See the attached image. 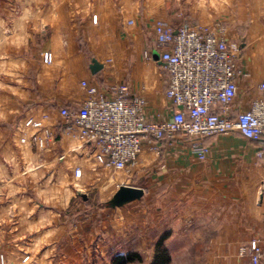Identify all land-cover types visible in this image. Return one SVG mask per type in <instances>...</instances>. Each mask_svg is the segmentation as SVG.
Instances as JSON below:
<instances>
[{
	"label": "crops",
	"instance_id": "0c3cea01",
	"mask_svg": "<svg viewBox=\"0 0 264 264\" xmlns=\"http://www.w3.org/2000/svg\"><path fill=\"white\" fill-rule=\"evenodd\" d=\"M185 1L217 4V20L215 14L180 23L166 10L156 7L163 3L161 0H145L143 5L142 0H118L113 7L101 3L96 8L90 0H85L80 8L79 0H49L48 11L42 7L41 0H28V15L23 20L33 23L27 27L36 28L37 23V34L42 33V28L50 27L53 30L50 40L59 39L57 48L44 45L41 48L42 52L52 54V62L48 69L41 65L46 70L39 72L37 78L39 85H45L38 92L46 94L47 86L52 87L47 97L50 102L39 107L36 114L46 117L44 124L52 131L53 138L36 147L37 154L31 160L37 167L32 171L39 176L46 164L55 169L59 165L68 179H76L74 171L79 169V178L83 180L97 178L106 186L140 188L144 191L140 201L148 192L151 221L158 223L163 215L171 219L166 220L167 227L173 229L166 241L170 246L167 247L169 264H251L248 256H239L238 249L264 235V165L256 157L258 143L247 141L239 134L208 137L199 141L208 149L207 158L201 161L192 153L194 141L187 137L162 142L146 140L137 161L127 171H119L120 176L111 178L103 173L105 167L95 161L79 132L68 128L58 115L62 106L70 110L81 106L86 99L82 83L86 82L105 94L111 86L123 84L130 97L147 102V119L168 120L173 109L165 98L167 73L155 48L153 28L157 22H164L174 30L181 24L217 25V31L228 42L238 44L241 49L238 93L233 109L235 113L247 110L260 96L258 84L264 81V0ZM63 7L68 11L60 15ZM91 15L99 18L98 27L91 25ZM59 16L66 20L63 28L57 22ZM79 16L87 23L83 29L92 26L82 40L90 57L77 45ZM66 39L68 42L64 43ZM92 59L101 65L94 75L89 69ZM23 93L29 96L30 91ZM30 116L35 117L27 115ZM23 176L27 179L29 175ZM132 179L142 186L131 185L128 181ZM25 188L1 185L0 196L14 197L26 191ZM31 190L32 198L31 194L24 195L22 205H0L4 208L0 209V228L17 229L12 237L13 255H4L7 264H22L24 258L30 260L29 264L53 260L60 240L65 241L66 251L58 250V261L78 260L76 230L55 210L47 219L46 209L39 201V187L33 185ZM99 246L106 247L104 242Z\"/></svg>",
	"mask_w": 264,
	"mask_h": 264
},
{
	"label": "rangeland",
	"instance_id": "374dc122",
	"mask_svg": "<svg viewBox=\"0 0 264 264\" xmlns=\"http://www.w3.org/2000/svg\"><path fill=\"white\" fill-rule=\"evenodd\" d=\"M90 1L95 8L101 3L103 6L107 3L114 6L118 2V0ZM161 1L163 3L156 7L162 8L163 12L166 10L173 20H178L180 23L186 19L215 14L217 20V4H210L207 1L202 3H188L185 0ZM84 2L85 0H79V8L84 6ZM144 2L145 0H142L141 5ZM41 3L45 11H48L51 6L49 0H41ZM30 6L34 9L33 4L30 3ZM28 8V0H0V186L26 187V191L18 192L23 195L0 196V205L3 207L11 203L22 205L26 198L24 195L31 194L29 197L32 198L31 187L34 185L40 189L39 201L46 209V218L49 219L48 215H52L55 210L61 219H65L76 230L77 246L80 252L77 261L68 259L58 261L56 258L58 250L66 251L65 245L63 246L65 241L60 240L55 250V258L40 260L37 264H111L118 255L126 256L131 253L137 255V259L128 264H154L159 242H162L161 249H165L169 257L167 247L170 246L166 244V241L171 238L173 229L168 228L166 224L171 219H169L170 216L163 215L158 223L151 221L153 215L150 211L148 192L141 201L130 202L128 203L130 205L126 207H112L109 202L118 190L114 184L106 186L97 178L94 180L68 179L65 175L67 173L59 165L55 169L53 165L46 164L43 171H39V176L35 175L37 172L32 171L37 167L31 160L37 154L36 147L32 146L29 140L22 142V138H28L32 131L22 132L21 126L27 115L38 117L37 109L50 102L47 97L50 94L48 90L52 86H47L46 94L44 92L40 94L38 89L41 91L45 83L39 85L37 75L50 67L46 59L51 53L42 52V46L57 48L59 39L50 40L53 31L50 27L42 28L40 34H37V23L36 28L29 29L27 25L32 24L33 21L23 20L28 15ZM60 11V15H63L68 10L63 7ZM57 22L63 28L62 25L66 20L61 17ZM77 22V45L86 56L90 57L87 45L82 40L86 39V35L91 31L90 27L99 26V18L97 16L92 18L91 15L92 26L84 27V29L83 26L87 25L85 18L79 16ZM65 41L68 42V39L64 40V43ZM41 65H45L46 69L41 68ZM46 77L47 79L50 77L48 72ZM23 90H29V96L24 94ZM27 173L29 176L24 179L23 175ZM103 173L111 178L121 175V172L108 167L104 168ZM10 178H13V182H10ZM134 181L136 180L132 179L128 182L136 187L142 186V183ZM33 196L38 200L37 195ZM15 231L17 229L0 228V254L5 257L14 253L12 237ZM102 242L106 246L104 249L99 246ZM97 256L100 260L96 258ZM29 262L30 260H27L24 264Z\"/></svg>",
	"mask_w": 264,
	"mask_h": 264
},
{
	"label": "built area",
	"instance_id": "2783aa9c",
	"mask_svg": "<svg viewBox=\"0 0 264 264\" xmlns=\"http://www.w3.org/2000/svg\"><path fill=\"white\" fill-rule=\"evenodd\" d=\"M159 61L167 73L165 98L173 111L168 120H149L147 102L130 97L125 85L111 86L106 94L96 86L82 83L86 99L77 110L60 107L59 116L68 128H75L89 145L99 166L127 171L139 158L146 140L162 142L184 136L194 141L192 153L205 160L208 149L199 141L216 135L239 134L258 143L257 159L264 165V81L258 84L260 96L247 110L234 112L238 93V61L241 49L228 42L217 27L181 24L174 30L164 22L153 28ZM46 62H52L51 54ZM46 117H27L23 131H33L22 138L41 147L53 138L44 124ZM76 178L80 170L74 171ZM251 264L264 260V235L238 249ZM28 258H24V264ZM0 264H7L0 254Z\"/></svg>",
	"mask_w": 264,
	"mask_h": 264
},
{
	"label": "water",
	"instance_id": "95a60500",
	"mask_svg": "<svg viewBox=\"0 0 264 264\" xmlns=\"http://www.w3.org/2000/svg\"><path fill=\"white\" fill-rule=\"evenodd\" d=\"M89 69L94 75L101 69V65L95 59H92ZM143 194L144 191L140 188L120 186L113 195V198L109 202V205L112 207H121L130 202L140 200Z\"/></svg>",
	"mask_w": 264,
	"mask_h": 264
},
{
	"label": "trees",
	"instance_id": "16d2710c",
	"mask_svg": "<svg viewBox=\"0 0 264 264\" xmlns=\"http://www.w3.org/2000/svg\"><path fill=\"white\" fill-rule=\"evenodd\" d=\"M162 242L157 244L158 251L156 252L154 258V264H167L169 262V257L165 249H161ZM137 259V255L134 253L128 254L126 256L118 255L112 260L111 264H128Z\"/></svg>",
	"mask_w": 264,
	"mask_h": 264
}]
</instances>
